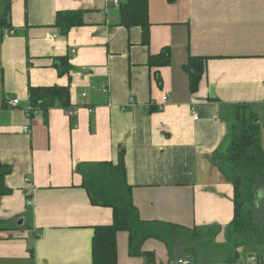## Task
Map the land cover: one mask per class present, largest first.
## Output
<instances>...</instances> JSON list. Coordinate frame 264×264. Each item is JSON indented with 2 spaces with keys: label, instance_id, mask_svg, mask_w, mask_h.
Returning <instances> with one entry per match:
<instances>
[{
  "label": "crops",
  "instance_id": "obj_1",
  "mask_svg": "<svg viewBox=\"0 0 264 264\" xmlns=\"http://www.w3.org/2000/svg\"><path fill=\"white\" fill-rule=\"evenodd\" d=\"M119 1L11 0V27L0 28V159L12 168L0 264H92L94 227L111 224L113 209L91 202L76 167L117 163L121 151L143 219L214 227L226 239L235 190L214 156L234 104L252 105L264 144V0H149L148 46L141 27L121 24ZM63 10L83 17L66 34L53 25ZM164 47L171 64L152 67ZM191 55L208 57L196 92L184 69ZM30 86H68L76 113L29 116ZM117 240L119 264H149L129 253L127 231ZM143 249L162 264H226L194 263L153 238ZM239 264L264 262L243 255Z\"/></svg>",
  "mask_w": 264,
  "mask_h": 264
},
{
  "label": "trees",
  "instance_id": "obj_2",
  "mask_svg": "<svg viewBox=\"0 0 264 264\" xmlns=\"http://www.w3.org/2000/svg\"><path fill=\"white\" fill-rule=\"evenodd\" d=\"M175 0H169L174 2ZM121 24L127 28H142L143 44H150L149 0H125L120 4ZM81 11H58L53 24L66 34L72 27L81 25ZM11 27V0H0V28ZM208 57H189L184 65L189 74L190 88L196 92L205 74ZM152 67L171 64V49L150 57ZM58 66V64H57ZM61 68H60V67ZM62 73L69 71L66 58L59 60ZM159 82L161 77L156 72ZM29 104L46 114L52 107L70 109V88L67 86H30ZM230 107L229 141L220 152L215 153V161L227 179L234 185L235 214L226 228V239L219 241L220 230L214 227H187L161 220L143 219L133 199V187L127 179L123 151L119 161H99L80 163L76 170L83 176L82 186L87 190L94 205L113 209V222L94 227L92 238V264H119L118 240L120 231L129 233V253L143 256L149 264H162L156 260L153 251L143 249L145 241L151 238L164 242L169 250L181 244L189 245L192 261H206L199 256V245L206 253H220L226 258L222 263H242V256H255L256 262H264V144L262 126L252 105L242 103ZM160 110L151 107V111ZM35 115L32 114L31 117ZM11 167L0 159V200L12 193L6 184V176ZM257 211L263 216L256 219ZM7 228L0 219V231ZM246 258V257H245ZM213 263L212 261H208ZM217 261H214V263ZM219 262V261H218ZM168 264H171L170 262Z\"/></svg>",
  "mask_w": 264,
  "mask_h": 264
},
{
  "label": "rangeland",
  "instance_id": "obj_3",
  "mask_svg": "<svg viewBox=\"0 0 264 264\" xmlns=\"http://www.w3.org/2000/svg\"><path fill=\"white\" fill-rule=\"evenodd\" d=\"M263 189V192H264V188H262ZM263 199V202H264V197L262 198ZM257 217H256V219H257V221L258 220H261L262 218H263V216H261L260 215V211H257ZM153 239H155V238H153ZM158 240V239H157ZM160 241V240H159ZM162 242V241H161ZM162 243H164V242H162ZM165 244V243H164ZM166 245V244H165ZM167 246V245H166ZM168 247V246H167ZM189 245H187V244H181V245H179L177 248H175V249H173V251H180L181 253L183 252V254L184 255H187V256H190V257H192L191 256V254H190V252H189ZM197 248H199V256H202V257H204L205 256V260L206 261H212V262H214V261H219V262H222V261H224V259L226 258L224 255H222V254H220V253H211V252H209L208 254L206 253V251L204 250V248L202 247H200L199 245H197ZM264 248V247H263ZM168 249H169V247H168ZM172 251V252H173ZM169 252H171L170 250H169ZM171 252V253H172ZM251 257V256H250Z\"/></svg>",
  "mask_w": 264,
  "mask_h": 264
},
{
  "label": "built area",
  "instance_id": "obj_4",
  "mask_svg": "<svg viewBox=\"0 0 264 264\" xmlns=\"http://www.w3.org/2000/svg\"><path fill=\"white\" fill-rule=\"evenodd\" d=\"M114 3H115V5H119V3H120V1L119 0H114ZM167 98H168V95L167 94H165L164 96H163V100L165 101V100H167ZM19 99L18 98H16V99H14V100H12V101H10V104L11 105H13V106H17L18 104H19ZM131 102H134V100H133V98H131ZM154 106V105H153ZM156 107H158V108H162V104H160L159 106H156ZM26 111H27V113L29 114V116H31L32 114H34V115H36V114H40V113H42V111L40 110V109H35V108H33L31 105H29L27 108H26ZM76 109H73L72 107L70 108V109H68L67 110V112L69 113V114H73V113H76ZM193 118L194 119H198V115H197V113H195L194 115H193ZM27 180H29V178L27 179ZM33 202H32V200L31 199H29L28 200V204L29 205H31ZM252 258H253V260H256V257L255 256H252ZM178 263L179 264H186L187 262L186 261H184L183 259H180V260H178Z\"/></svg>",
  "mask_w": 264,
  "mask_h": 264
}]
</instances>
